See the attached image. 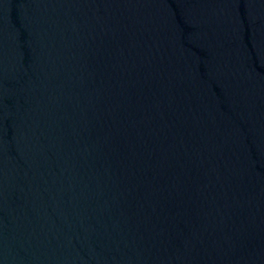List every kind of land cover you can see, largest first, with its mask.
<instances>
[{"label":"water","instance_id":"water-1","mask_svg":"<svg viewBox=\"0 0 264 264\" xmlns=\"http://www.w3.org/2000/svg\"><path fill=\"white\" fill-rule=\"evenodd\" d=\"M0 264H264V0H0Z\"/></svg>","mask_w":264,"mask_h":264}]
</instances>
